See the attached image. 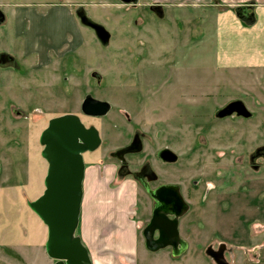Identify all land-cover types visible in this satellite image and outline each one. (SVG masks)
Instances as JSON below:
<instances>
[{
  "label": "rangeland",
  "instance_id": "1",
  "mask_svg": "<svg viewBox=\"0 0 264 264\" xmlns=\"http://www.w3.org/2000/svg\"><path fill=\"white\" fill-rule=\"evenodd\" d=\"M154 6L161 7L162 17ZM0 9L6 15L0 54L15 58V64L0 65V256L5 258L0 264H31L46 252L47 226L30 202L45 189L41 133L51 118L66 113L78 114L104 138L99 149L83 154L87 174L98 166L107 183H98V190L123 191L128 212L136 194V264H217L208 249L221 245L228 264H264V159L257 173L246 163L249 153L264 145V63H219L207 35L211 23L191 14L190 0H0ZM78 10L110 32L107 45L81 22ZM31 15L39 16L42 43L57 44L65 36L44 59L24 53ZM88 94L108 101L110 111L84 114ZM233 100L244 102L251 118L217 117ZM134 130L145 139L142 152L127 157L132 168L149 160L159 176L153 185L178 183L191 204L181 219L188 246L180 255L169 247L146 248L151 197L130 177L111 182L118 161L103 157L130 141ZM162 148L178 161L161 164L155 152ZM217 171L224 179H216L213 191L206 193L205 185L194 189L193 179L212 180ZM223 195L228 199L218 203Z\"/></svg>",
  "mask_w": 264,
  "mask_h": 264
},
{
  "label": "water",
  "instance_id": "2",
  "mask_svg": "<svg viewBox=\"0 0 264 264\" xmlns=\"http://www.w3.org/2000/svg\"><path fill=\"white\" fill-rule=\"evenodd\" d=\"M121 1L134 4L138 2V0ZM242 13L249 16L246 6L242 7ZM0 14L1 23L4 20L1 10ZM78 15L84 25L95 31L102 44L109 43L111 34L105 26L90 19L84 10H79ZM6 56L0 54V64L4 63L3 58ZM81 109L89 116H103L110 111L111 105L108 101L88 94L83 100ZM234 111L246 117L251 115L241 100L234 101L218 115L225 116ZM40 142L43 145L42 156L48 163L45 189L38 198L30 202V207L47 226L46 252L55 260V264H93L89 250L81 237L76 235V230L80 220L83 182L86 174L83 154L98 148L100 144L98 129L93 125L86 126L78 114L66 113L49 120L47 127L41 133ZM141 150L142 140L136 134L128 146L116 150L114 155L120 156ZM158 154L162 158L168 155V161H175L177 158V155L168 148L160 150ZM145 187L155 200L152 217L143 229L146 248L155 252L172 247L173 255H180L186 250L187 243L180 236L179 217L188 211L189 204L176 184L167 187L173 193V203L178 204V211H170L161 204L159 189H151L148 184H145ZM170 214H175V217L171 218ZM156 231L158 237H155ZM208 254L217 264H228L221 250L209 248Z\"/></svg>",
  "mask_w": 264,
  "mask_h": 264
},
{
  "label": "crops",
  "instance_id": "3",
  "mask_svg": "<svg viewBox=\"0 0 264 264\" xmlns=\"http://www.w3.org/2000/svg\"><path fill=\"white\" fill-rule=\"evenodd\" d=\"M174 1L182 4L188 0ZM190 2L191 14L196 19L205 18L211 23L207 28V31L209 30L207 35L213 38L219 63L224 65L264 63V0H190ZM244 6L248 8V17L242 13ZM26 17L31 20V28L25 33L24 53L36 54L37 57L40 55L44 59L49 50L58 46L65 36H62L57 44L54 43L55 40L52 43H42L38 33L39 16ZM50 38L53 40L51 36L48 39ZM101 179L98 176V166L91 174H87L86 168L78 225L79 236L88 248L93 264H136L138 234L136 220L133 218L137 203L136 194L131 198L128 212L124 192L108 186L107 189L98 190V183L107 185ZM47 236L48 234L44 246ZM1 258L5 259L4 256H0ZM31 260V264L55 263L47 252L38 253ZM17 261L15 264L20 263Z\"/></svg>",
  "mask_w": 264,
  "mask_h": 264
},
{
  "label": "flooded vegetation",
  "instance_id": "4",
  "mask_svg": "<svg viewBox=\"0 0 264 264\" xmlns=\"http://www.w3.org/2000/svg\"><path fill=\"white\" fill-rule=\"evenodd\" d=\"M153 10H154V12L156 14H159V17H162L163 12H162L161 7L158 8V6H154L153 7ZM78 11H77V13H78ZM2 13H3V16H4V20L0 24H3V23L6 22V15H5V13L3 11H2ZM1 16L2 15L0 14V18H1ZM1 54H6L7 56L3 58V62L4 63H1L0 65L7 66V65H10V64H15V58H14V56H12V54H9V53H6V52H3ZM101 84H102V80L98 76V87H101ZM234 101H236V100L228 101L223 106H221L219 108V110L217 111V117H219L220 119L229 118L231 116H235L236 118H243V119L251 118V115L248 116V117H246V116H243V115L238 114L236 111L232 112L231 114L225 115V116H219L218 115V113L222 109H225V108L229 107ZM98 117H100V116H98ZM98 132H99V135H100V144H99V146H98L97 149H99L100 146H102V144L104 142V138L102 137V134L100 133V130L99 129H98ZM136 134H138L140 136L141 140H142V150H143V147H144L143 140L145 139V136L143 135V133L141 134L138 131H135L134 130L133 133H132V135H131L130 141L126 142L125 144H123L122 146L116 148L115 150L110 151L108 154H106L103 157V160H106L107 157H109V158H114V159H116L118 161V165H116L115 172H114V175H113V180L111 182H113L115 178L117 180L118 179L125 180L126 178H129L130 177L131 179L136 180L147 194H148V192L146 190L145 184H148L151 189H154V190L155 189H159V200H160L161 204L164 207L169 208L170 211H178L179 208H178V204L173 203V200H174L173 193H172L171 189L167 187V185L176 184V185L179 186L180 192H181L183 198L189 204V209H188V211H189L190 208H191V204L184 197L183 192H182V189H181V186L178 183L162 181V182H159L156 185H153L154 183H156L159 180V176L153 170L152 165H151V163H150L149 160H144L139 165V168H137V169L136 168H132L131 162L129 161V159L127 157L128 156L137 155L140 152H142V150L139 151V152H129V153H125L124 155H120V156H115L114 155V152L116 150L128 146L133 141V139H134V137H135ZM162 149H165V148H162ZM162 149H159V150H157L155 152V157L161 162V164L166 165V164L176 163L178 161V156H177V158H176L175 161H168L167 160V158L169 157L168 155H164L163 158L161 156H159L158 153ZM262 159H264V145H259V146L255 147L249 153V155L247 156L246 163H247L248 168L251 169V171L253 173L259 172L260 169H261ZM239 164H241V162ZM85 165H86V163H85ZM220 174H222V172H220V171H217V172L213 173L212 174V180H204L201 177H197V178L193 179L192 185H193V187H194L195 190H198V189L201 188L202 185H205L208 188V190H207L208 192H206V193H209L210 190L213 191L216 188V186H217L216 179L218 180L220 178V176H221ZM221 177L224 179V176H221ZM223 183L225 184V181H221V184H223ZM228 197H226V195H223V197L221 199H219L217 202L220 203L221 200L224 201V200L228 199ZM151 199L153 201V208H152V211H151V217H152L155 200L152 197H151ZM186 213H184L182 216L179 217V225H178V228H179L180 236H181L182 239H184V238L182 237V232H181V221H182L181 219H182V217ZM169 216L171 218H174L175 217V214H170ZM151 217H150V219H151ZM150 219H149V221H150ZM158 236H159L158 231H156L155 237H158ZM184 240L186 241L187 246H188V240H186V239H184ZM169 248H171V252H172V247H169ZM220 250L224 254V252H225V245H221V247L217 251H220Z\"/></svg>",
  "mask_w": 264,
  "mask_h": 264
},
{
  "label": "trees",
  "instance_id": "5",
  "mask_svg": "<svg viewBox=\"0 0 264 264\" xmlns=\"http://www.w3.org/2000/svg\"><path fill=\"white\" fill-rule=\"evenodd\" d=\"M76 235H77V233H76Z\"/></svg>",
  "mask_w": 264,
  "mask_h": 264
}]
</instances>
